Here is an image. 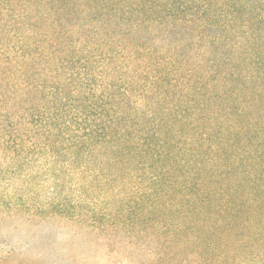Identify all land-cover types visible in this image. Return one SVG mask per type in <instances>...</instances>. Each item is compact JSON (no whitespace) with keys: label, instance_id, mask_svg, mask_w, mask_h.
Segmentation results:
<instances>
[{"label":"trees","instance_id":"1","mask_svg":"<svg viewBox=\"0 0 264 264\" xmlns=\"http://www.w3.org/2000/svg\"><path fill=\"white\" fill-rule=\"evenodd\" d=\"M0 166V264H264V0H0Z\"/></svg>","mask_w":264,"mask_h":264},{"label":"rangeland","instance_id":"2","mask_svg":"<svg viewBox=\"0 0 264 264\" xmlns=\"http://www.w3.org/2000/svg\"><path fill=\"white\" fill-rule=\"evenodd\" d=\"M6 180H7V176L0 178V196L13 194L14 192H16V189H18V187H20V185L24 183L18 178H16L13 181H10L9 184H7L8 182H6ZM27 185H28L27 188L21 190L22 191L21 193L25 194L27 192L26 196L31 195L30 190L34 188L33 184L28 183ZM48 189H49V183L46 182L44 186L37 188L35 191L38 193V197H39L40 193L41 196H45ZM65 223H66L65 221H60L57 218H53V221L46 222L47 225H53L54 230L53 229L42 230L41 228L36 226L37 224L26 226L23 229L17 230L13 227V225L8 223L6 225L8 227L6 231V230H2L1 228L3 227L0 225V240L2 238H5V235L9 233L12 244L16 248H21L22 245H25L28 241H30L32 244L31 246H33V249L30 250L31 252L30 251L29 252L33 258L35 257L36 254H40L42 250H47V249L49 250V252H51V254L53 253L60 254L59 251L57 250L66 249L72 243L79 242L81 238L79 232L77 233L72 231L73 226L71 224L68 223L65 224ZM85 250L86 249L81 246L76 248V251L80 253H84ZM123 263L124 264L126 263L125 260H123Z\"/></svg>","mask_w":264,"mask_h":264}]
</instances>
